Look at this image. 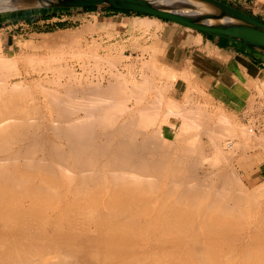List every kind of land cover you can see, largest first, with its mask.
I'll list each match as a JSON object with an SVG mask.
<instances>
[{"label":"bare ground","instance_id":"bare-ground-1","mask_svg":"<svg viewBox=\"0 0 264 264\" xmlns=\"http://www.w3.org/2000/svg\"><path fill=\"white\" fill-rule=\"evenodd\" d=\"M133 18L135 17L133 16ZM139 19L136 20L135 18L130 28L138 25L139 29L146 32L149 30V24L154 22V25L156 24L154 20V22H150L151 18L147 16ZM95 21V24L86 23L87 25L85 24L81 30L73 31L70 35L69 33L68 35L66 33L43 34V38L41 36L42 40L38 44L35 42V45L31 42L24 47L31 48L32 52L34 50L41 52L46 49V52H49L48 49H52L56 44L54 42L60 41L71 48L73 47L72 53L70 50L69 52L74 54L76 58L78 56L86 58L87 56V59L94 58L97 61H103L110 66V71L107 72L110 74L107 77L110 78L111 76L113 79L112 82L108 81L109 83L107 82L108 84L106 83L104 88L97 84L98 87H95V83L94 86L91 85L92 88L89 85L87 88L85 85V88H81L77 84L75 85L79 88H72L74 84L71 87H67V84L63 85V88H67L68 93L65 92L67 94L65 95L62 91L63 96L61 92L57 95L58 88L56 93L52 90L53 87L50 88L52 91L45 88L47 90L44 89L46 96L48 95L47 92L50 91L49 97L47 96L46 100L43 101L41 97L30 96L31 93L28 96L31 99L29 105L30 99L29 102L26 101L28 104L25 103V99L30 84H27V72L20 69L19 62L23 59L27 61L26 59L34 52L31 55L21 53L19 56H15L10 53L4 54L0 49V264H264V221H262L264 217L261 215L263 212L258 213L262 217L261 219L259 216L260 220H257L259 219L258 216H256L258 218L254 216V220L252 215L255 214H252L251 217L254 222L250 223L251 217L246 214L255 213L252 210L256 208V205L252 204L255 203L254 196L240 185L241 182L238 183V178L235 175L237 173L231 168H227L229 166L226 163L233 161L230 154L233 151H227L229 154L225 153L220 146V140L227 135L240 136V138L237 137L239 140L242 136L245 140L244 143H246L244 145L251 146V140L256 136H254V131L258 130L252 128V123V127H250L245 122V126H241L242 123H240L237 129L232 125L225 136V133L222 132L224 126L219 127L220 124L223 125V118H219L217 123L220 122V124L215 126L222 128L220 131L218 127L214 126L215 121L212 124H207L213 126H211L212 131H210L212 134L208 131L210 127H204H208V130L203 129L207 131L206 133L211 134V136L205 134V136L210 137L209 139L207 136L209 142H212L211 153L206 154L202 151V147L198 146L203 152V156L200 155L203 158H198L200 161H197L198 159L192 162L188 161L186 157L189 156L187 153L190 148L186 149L188 150L187 153L185 151L181 155L180 150H178V157H174L173 155L177 153L176 146L173 144L175 146L173 147L172 141H168L166 135L161 134L162 126L169 123L171 118L177 117L181 124L180 129H177L178 134H175V138L181 141L180 138H183L182 135L186 132L184 138L186 136L185 139H188L187 132L189 130L193 129L194 131L189 132L191 137V133H198L197 130L203 128L204 123L206 125L210 118L205 119L206 122L202 118H206L207 115L209 117V111L206 112L208 114L200 113L203 107L200 108V111L196 110L199 112L198 115L206 114L205 117L201 118L203 125L201 121L200 124L198 123L197 119L200 117L196 119L195 114L197 112L194 111L195 109L193 111L185 110L184 106L177 105L171 100V102L168 100L167 104H163V102L164 113L160 111L158 109L159 99L161 100L165 93L160 94L162 95L160 97L159 93L169 89L170 83L165 84L163 82V86L159 80L165 78L167 82L173 81L175 79V75L172 73L173 67L168 68L169 71L167 68H158L157 63L148 62V59L151 61V54L150 58L148 57L145 61L141 58L134 60V62L129 61V53L124 56L122 52L119 51L115 54L110 49L103 56L101 54L100 56L97 51L99 48L94 47V41V45H88L83 49L79 40L86 32H96L95 30L98 28L110 25L108 20L98 18ZM158 23L160 24L159 21ZM156 27L158 28V25ZM109 33L107 32V36ZM109 37L112 38V36ZM130 37L132 38V36ZM137 43H134L135 46H138ZM55 47L56 50L59 48L56 45ZM139 49L142 48L139 47ZM64 50L62 52L68 53ZM156 50L154 48V52ZM49 53L48 55L45 53L44 56H48L45 61L48 59L50 62L54 59L55 61L50 62L52 65L58 61H64L61 60V56L64 55L65 57V54L53 52L49 56ZM60 54L63 55L60 56ZM34 57L31 56L35 62L44 59V57L39 59ZM94 59L90 60L96 61ZM45 61L44 63H47ZM94 63L96 64V62ZM63 64L65 74L68 77L71 76L69 78H75L77 71L73 66H69L66 61ZM28 65L32 67L31 63ZM120 65L124 66V73L118 70ZM56 67L52 68H59ZM82 67L81 70L84 71L85 68ZM135 68L138 69L135 71ZM127 75L133 78L131 83L136 80V85L129 89L130 93L128 87L118 84L124 82L125 78H128ZM10 77L18 78L21 81L12 82ZM95 78L97 77L95 76ZM157 78H159L158 84L160 85L154 87L153 81H157ZM184 78L186 77L184 76ZM48 80L52 82V80ZM76 80L79 83L78 78ZM70 81L73 82L72 79ZM262 86L264 90V85ZM120 87L121 90H127V92L123 91V94H130L134 99L137 97V105L142 103L143 98H145L144 93L146 91L148 93L149 90L158 91L157 99L158 97L159 99L154 100V103H148L152 109L144 99L145 103L143 102V104L148 105L146 106L148 111L147 109L144 110L145 105L141 107V104L140 107L143 111L137 108L139 112L129 113L131 111H128L125 113L124 109L126 111L128 109L126 106L125 108L122 106L124 102L122 104L121 101L124 99L119 100L123 95L118 96L121 93ZM102 89L105 91L103 90V92ZM259 95L261 96L260 93ZM126 97H124L126 98L125 101L128 100L129 96ZM188 99L190 102V98ZM136 103H134V107ZM42 104L45 109L47 107L46 110L52 111L54 118L50 119L48 116V119L42 116L43 113L39 110L42 108ZM187 104L184 103L186 106ZM260 104L262 105V103ZM192 105L195 107L196 104ZM99 107L102 112L98 110ZM109 107L120 111L115 109L113 112L114 110L110 108L112 112H108L109 109H106ZM189 107L186 108L192 110V106ZM250 107L252 106H249L251 110ZM36 110L39 112L35 114L41 116L37 117L38 115L33 114ZM80 110L83 112L81 116L78 115ZM252 113L254 114V112ZM112 115H125L127 119L123 121L120 116L116 118L117 116L113 117ZM50 116L52 117V115ZM154 116H161L162 119L156 120L157 118ZM112 117L116 119L112 120ZM259 117L261 118V116ZM250 119L247 120L250 121ZM119 120L121 122H118ZM225 120L227 119L225 118ZM156 122L159 126L155 131H158L159 136L156 133H151L158 137V143L156 142L157 137L143 134L147 132L144 131L147 126ZM243 127H246L247 130H243ZM217 128L218 130H216ZM200 133L202 134L201 130ZM141 134V141H137L136 138ZM192 136L197 138L198 134ZM100 137H103L104 140H100ZM259 138H261L260 134ZM259 138L256 140L261 142ZM53 139L62 140L64 144L55 143L52 141ZM160 140L161 143L164 142L161 144ZM239 140L238 142L243 143L242 140ZM197 141L200 142L199 139ZM167 142L171 144H167ZM191 142L192 140L189 142V146ZM228 142L230 141L227 140V146L231 147ZM185 144L182 146L188 145V143ZM199 144L201 145V143ZM232 144L234 145V142ZM237 145L235 144V146ZM245 146L242 147L241 151L247 147ZM198 151L200 152V150ZM195 156L197 158V155ZM246 157L237 159L236 164L241 166L243 163V165L249 163ZM193 159H195L194 156ZM219 161H223L222 165L226 161L225 166L227 167H224L231 171L224 169L225 171L219 173L216 170L218 174L214 175V180L209 177L210 174H207L208 176L205 178L203 177L204 180L197 176L198 164L207 162L208 165L213 166L214 164L217 167L220 164ZM184 166L187 170L189 169V173L191 170L190 176L182 174ZM213 169L215 170L214 166ZM211 170L206 172L211 173ZM214 173L215 171L212 172V174ZM201 174L199 175L201 176ZM202 176L204 175L202 174ZM237 184L240 186L238 187L240 192L234 191L233 185L237 186ZM262 188H264V183L257 186L256 190L261 189L262 191ZM256 190L255 192H257ZM245 193L249 194L250 198ZM251 198H253V202L250 201ZM242 204L252 207L253 212L247 213L246 211L244 213L245 209ZM247 205L245 208L249 210Z\"/></svg>","mask_w":264,"mask_h":264},{"label":"crops","instance_id":"crops-1","mask_svg":"<svg viewBox=\"0 0 264 264\" xmlns=\"http://www.w3.org/2000/svg\"><path fill=\"white\" fill-rule=\"evenodd\" d=\"M219 1L231 7H234L237 10L264 23V0ZM76 10L77 9H40L31 14L30 17L27 18L26 22L38 23L41 18H44V14H48L49 17L62 16L66 14H74L76 13ZM101 10L113 13L112 15H109V13H105L106 17H99V19L101 20H108L110 22L109 26L115 25V28L110 27L108 31H106V33L110 32L109 34L111 36L114 37V35H116V37H118V39H115L109 43V45H113V50L121 51L120 49H122L123 55L127 56L129 53L128 57H131L133 61L141 58L145 61L146 59H148V57L150 58L151 54V61L150 59H148V62H153V64L157 63V67L159 65L158 68L161 67L162 69H170L173 67L172 73L175 75V79L173 81L167 82L165 78L164 80H159V78H157V81H155L157 83L153 81L154 84H158L159 80V83L161 82L160 84L162 85L164 84L163 82H165V84L170 83L168 87L169 89L165 91L163 99L159 100L161 102L158 105L159 108H161L163 104H167L170 100L175 102V104L177 103V105H180L182 107L184 106L183 108L185 110L193 111L195 109L194 111L197 112L196 110L200 111V108L203 107L204 109L201 108L202 110L200 113H206L209 111V116H214V114L217 116H225V118L229 120L230 124L232 123L231 125L227 124V127H225V130L227 131L232 125V127H237L238 125H240V123H242L243 126L245 122L247 125V123H250L253 120L254 124L257 126L256 130H258L255 133L256 136L259 137L260 134V136L262 135V138L264 139V121H262L264 120V118H262L264 117V90L262 89V85H264V55L262 53L247 49L223 39H219L209 35L207 36V34L200 33L198 31L189 29L173 22L164 21L158 18L154 19L155 17L150 16H147L151 18L150 22L156 21V24L154 25L155 22L149 24V30H147L146 32L139 29L138 25H135L136 27L130 28V25L133 24L135 18L137 20L139 18H144L145 16L138 17L133 13L126 14L130 12L125 13V11L119 13L116 11V13L104 8H101ZM43 11L47 12L42 13ZM133 16L135 18H133ZM92 18L93 17L90 14H85V17L80 20L85 21V24H88L89 20L92 21L93 24H95L96 19ZM157 20L160 22V24ZM122 24H124V26H122ZM157 25L158 28L156 27ZM116 30H119V32L115 33L114 31ZM106 33H103L102 35L105 36ZM145 34L146 36H144ZM123 36L124 38H121ZM130 36H132V38ZM133 37H135L134 40ZM134 41L136 43L138 41V46H135L136 44H134ZM150 45H152L155 50L156 47L157 50L161 48V51L158 50L157 54V50L156 52H154V48ZM128 46L130 48L132 46L134 47H132L133 49H130ZM135 47H138V49H136ZM139 47H141L142 49H139ZM150 48H152L153 51H150L152 50ZM146 49L150 50L144 51ZM138 50H141L142 52H139ZM184 76L186 78H184ZM259 93L261 94V96L259 95ZM187 97L190 98V102ZM157 100L158 99H156V101ZM258 101L262 103V105ZM150 102H152V100ZM185 102L186 104L189 102L187 106L184 105ZM192 104H196L195 107L199 108L196 109ZM259 105L260 107H257ZM163 106L162 108H165V106ZM189 106H192V110L187 109ZM249 106H252L250 107L252 108L251 110L249 109ZM252 112H254V114ZM198 113L199 112H197V114ZM257 114H260L259 116H261V118ZM212 118L210 117L211 120L207 118L208 120L206 125L213 123ZM248 118H251L250 121L247 120ZM173 120L171 121V126H165L163 128L164 135H166V137H169L171 132H173V127L177 128V125L179 126L181 124L180 121L177 122ZM262 147L264 148V144H262ZM263 148L259 147V149L250 154L251 157L247 156L246 159L248 158L249 164L242 165L241 169L239 170L241 176H243L244 178V182L251 187H257L264 183Z\"/></svg>","mask_w":264,"mask_h":264},{"label":"rangeland","instance_id":"rangeland-1","mask_svg":"<svg viewBox=\"0 0 264 264\" xmlns=\"http://www.w3.org/2000/svg\"><path fill=\"white\" fill-rule=\"evenodd\" d=\"M1 10H4L3 8H2V6H0V49H2V51L4 52V54H12V55H15V56H19L21 53L23 54L24 53V55L25 54H27V55H31L33 52V54L31 55L32 57H34V56H36V58H42V57H44V61H45V59H46V57L48 58V56H44V55H48V53L49 52H51V53H55L56 52V54L58 53H63V54H65V57H64V55L63 54H60V56L61 55H63V56H61L62 58H61V60L63 59L64 61H66L67 62V64L70 66L71 65V67L73 66V68L77 71V74L75 75V78H69V77H71V76H69L68 77V75L67 74H65V66H63L64 64V61L62 62V61H58L57 63H58V65H57V63L56 64H54V65H52V63H50L52 60H50V62H49V60L47 59V61H45V62H49L48 64L47 63H44V61L42 60H37L36 62H35V57L32 59L31 58V56L28 58V59H26L27 61H25L24 59L23 60H21L20 62H21V64H20V62H19V67H20V69L22 70V71H26L27 72V78H26V81H27V84H30V89H29V91H27L28 92V94H27V98L25 99V103H27L28 104V102H29V99L30 98H28V96L30 95V96H32L33 95V97L35 96V97H41V100H43L44 101V99L46 100V97L48 96L49 97V92L50 91H48L47 93H48V95L46 96V89L45 88H52V90L56 93V91H57V88H58V91H57V95H58V93H60L61 92V94H62V91H64L63 93H65V92H67L68 93V91H67V88H63L64 86L63 85H67V87H71V86H73V84H74V86L72 87V88H79V87H77L75 84H77V85H80L81 86V88H83L84 87V85H85V87L87 88V86L89 85L90 87H91V85H93L94 86V83H95V85L97 84V85H99V86H101V87H103L104 85H106V83L109 81V82H112V80L113 79H111L112 77L110 76V78H108L107 77V75L108 74H110V73H108L107 74V72H109L110 70V66L108 65V64H106V63H103V61H101V60H99V61H97L96 59H94V58H90V59H94V60H96V61H93V60H90V59H87V56H86V58H84V57H81V56H78V58H76V56H74V54H70V52H71V49H73V47L71 48L69 45H66V44H64L63 42L61 43L60 41H56V42H54V43H56L55 45L57 46V48L59 47H62V46H64V47H62V48H58L57 50H56V47H55V45L53 46V48L51 49H48V51L49 52H46L47 51V49L46 50H42L41 52L40 51H38V52H36L34 49V51L32 52V49L31 48H27V47H24L26 44H28V43H31L32 42V44H35V42H36V44H38L42 39H41V36L43 35V34H53V33H55V34H57V33H61V34H67L68 35V33H69V35L70 34H72L73 33V31L74 32H76L77 30H81L82 28H83V26L85 25V21H83V20H80V19H83V17H85V14H90L93 18L92 19H98L99 17L100 18H102V17H106L105 16V13H109V12H105L104 10H101V9H97V8H94V9H77L76 10V13H74V14H69V15H62V16H48V14H44V18H41L39 21H38V23H28V22H26V20H27V18H29L30 17V15L31 14H33V13H35L37 10H22V11H19V10H17V11H1ZM47 11H43L42 13H46ZM117 13V12H116ZM119 13V12H118ZM113 13H109V15H112ZM126 14H131V13H126ZM107 16H108V14H107ZM139 17V16H138ZM91 19V20H92ZM89 22V24H91L92 23V21H88ZM115 28V25H112V26H107V27H102V28H98L97 30H96V32H86V34H84L81 38H80V40H79V42L81 43V47L84 49V48H86L88 45H91V44H93V41L95 42L94 44L96 45H94V47H98L99 49L97 50L99 53V55L101 54L102 56H103V54L108 50V49H110V51H111V49H112V46L111 45H109V43L111 42V41H113V40H115V39H118V37H116V35H114V37L112 36V38L111 37H109V36H111L110 34H109V36H107V33H106V35L105 36H103L102 34L103 33H105L106 31H108V29L109 28ZM110 31V30H109ZM115 33H118L119 32V30H116V31H114ZM93 33V34H92ZM98 33V34H97ZM102 35V36H101ZM100 36V37H99ZM106 37H108V38H106ZM42 38H43V36H42ZM94 38V40H92ZM121 38H124V36L123 37H121ZM103 40V41H102ZM108 40V41H107ZM27 42V43H26ZM97 42V43H96ZM87 43V44H86ZM105 44V45H102V44ZM35 44V45H36ZM58 44H59V46H58ZM63 44V45H62ZM62 45V46H61ZM101 47H100V46ZM67 46V47H66ZM85 46V47H84ZM107 46V47H106ZM103 47H106V48H103ZM25 48V49H24ZM31 50V52H29L30 50ZM63 49H65L64 51H67L68 53H64V52H62L63 51ZM51 50V51H50ZM56 50V51H55ZM61 52H60V51ZM69 50H70V52H69ZM99 50H101V51H99ZM103 50V51H102ZM45 51V52H44ZM112 51L113 52H115V54H117V53H119V51H117V50H113L112 49ZM122 52V50L120 51V53ZM46 53V54H45ZM51 53H49V56H50V54ZM72 53V52H71ZM123 53V52H122ZM35 54V55H34ZM67 54V55H66ZM37 55H39V56H37ZM100 55V56H101ZM57 56V55H56ZM59 56V57H60ZM66 56H68V57H66ZM69 56H70V58H69ZM31 58V59H30ZM72 58V59H71ZM89 58V57H88ZM69 59V60H68ZM129 59V61H131V62H134L133 60H132V58L131 57H129L128 58ZM128 59H127V62H129L128 61ZM31 60H34V61H31ZM23 61V62H22ZM28 61H30V62H28ZM53 61H55L54 59H53ZM52 61V62H53ZM25 62H27L28 64H30L31 63V66L32 67H30V65H28V64H26ZM34 62V64H36V65H34V64H32ZM37 62H38V65H37ZM40 62V63H39ZM94 62H96V64L94 63ZM97 62H98V64H97ZM69 63H71V64H69ZM47 64V65H46ZM84 65L83 67H82V65ZM28 65V66H27ZM52 65V66H51ZM58 66V67H56V66ZM123 65H120V66H118L119 68H118V70L120 71V72H125V71H123L124 70V66L122 67ZM58 68V69H51L50 70V68ZM64 67V68H63ZM81 67L84 69V71L83 70H81ZM49 68V69H48ZM138 68H135L134 70L136 71ZM109 70V71H108ZM29 71V72H28ZM81 71V74H79V72ZM100 72V73H99ZM29 73V74H28ZM64 73V74H63ZM102 73H104V74H102ZM63 74V75H62ZM79 74V75H78ZM99 74V75H98ZM103 75V76H102ZM67 76V77H66ZM78 76V77H77ZM94 76V77H93ZM95 76L97 77V78H95ZM133 77H134V74L132 75ZM72 77H74V76H72ZM100 77V78H99ZM101 77H103L102 79H103V81L101 80ZM127 77L130 79H128V78H125V80H124V82H126V84H124V82H120V83H118L120 86L123 84L124 85V87H128V92L130 91L129 89H131L130 87H133V86H135L136 84H135V82H136V80H134V82H132L131 83V80L133 81V78L130 76V75H127ZM78 78V80H79V83H78V81L76 80ZM9 79H11L12 80V82H17V81H21L20 79H18V78H15V77H10ZM48 79H50V80H52V82H49V80ZM72 79V81L74 82H71L70 80ZM85 81H84V80ZM92 81H91V80ZM97 79V80H96ZM137 79V78H136ZM101 80V82H99ZM127 80H128V82H129V84H128V82H127ZM77 81V82H76ZM89 81V82H88ZM90 81H91V83H90ZM97 83H96V82ZM58 82V83H57ZM85 84H84V83ZM87 82V83H86ZM99 82V83H98ZM108 82V83H109ZM56 83V84H55ZM71 83V84H70ZM88 83H90V84H88ZM107 83V84H108ZM70 84V85H69ZM83 84V85H82ZM102 84V85H101ZM117 84V85H118ZM154 84V83H153ZM60 85H61V87H60ZM95 86V87H98V86ZM122 85V86H123ZM159 85L160 84H154L153 86L155 87V86H158L159 87ZM58 86V87H57ZM92 86V87H93ZM84 87V88H85ZM91 87V88H92ZM105 87V86H104ZM103 87V88H104ZM124 87H123V89H124ZM55 88V89H54ZM59 88H60V91H59ZM89 88V87H88ZM100 88V87H99ZM46 91H45V90ZM122 88L120 87V90H121ZM31 90V91H30ZM44 90V91H43ZM51 90V89H50ZM51 90V91H52ZM66 90V91H65ZM105 91V89H102V91ZM103 91V92H104ZM127 92V90H121L120 92V95H118V96H121V94H123L122 92ZM30 92V93H29ZM150 92V93H149ZM153 91H148V93H147V91H146V93H144V97L145 98H143V101H142V105H141V107H144V105L145 104H143V102L145 103V101L147 102L146 104H148V103H150L151 104V100H152V102L154 101V100H156L157 99V95H158V93L156 92V91H154L153 93H152ZM52 93V92H51ZM55 93H53V94H55ZM130 93V92H129ZM165 92H161V93H159V97L160 96H162V95H160V94H164ZM127 94V93H126ZM60 95V94H59ZM64 94H62V96H63ZM65 95H67L66 93H65ZM156 95V96H155ZM165 95V94H164ZM164 95L162 96V99H163V97H164ZM126 97V96H129L128 97V100L127 101H125V99L127 98H124V97ZM155 96V97H154ZM98 97V96H97ZM100 97V96H99ZM102 97V96H101ZM159 97H158V99H159ZM32 98V97H31ZM124 100H123V99ZM137 98V97H136ZM134 99V98H132V96H130V94L129 95H125V93L122 95V97H121V99H119L120 101L121 100H123V101H121L122 102V104H123V102H124V104L122 105L124 108H125V106L127 107V111H126V109H124V111H125V113H128V111H131V112H129V113H135L136 111H138L139 112V109H140V111H143V110H141V107H140V105H137L138 104V102H137V99ZM117 99V100H118ZM144 99H146L145 101H144ZM161 99V100H162ZM160 100V99H159ZM26 101H28V102H26ZM137 103H136V102ZM120 102V103H121ZM126 102V103H125ZM30 103H31V99H30V102H29V105H30ZM134 103H136L135 104V107H134ZM154 103V102H153ZM159 103H161V102H159ZM44 104V103H43ZM42 104V108L41 109H39L40 111H42V116L43 117H46V118H48L49 119V117H50V119L51 118H54V114L52 113V111H48V110H50V109H48V110H46L47 109V107H46V109H45V106ZM127 104V105H126ZM149 105V104H148ZM148 105H145V109L144 110H146L147 109V111H148V107H146V106H148ZM44 106V107H43ZM138 106V107H137ZM150 106V105H149ZM110 108L111 107H109V108H105L106 110H108L109 109V111L108 112H112V111H110ZM137 108H139L138 110H137ZM161 108H162V106H161ZM159 108L158 107V109H160V111H162L163 113H164V108ZM105 109H103L104 111H105ZM112 110H114L113 112H115V109L116 108H111ZM120 109V108H119ZM122 109V108H121ZM122 109V110H123ZM151 109V108H150ZM149 109V110H150ZM157 109V110H158ZM39 110H36L35 112H33V114H35V113H37V112H39ZM100 112H102L101 111V108L99 107V109H98ZM156 110V111H157ZM98 111V112H99ZM103 111V112H104ZM116 111H120V110H118V109H116ZM135 111V112H134ZM159 111V110H158ZM48 112H49V114H48ZM146 112V111H145ZM125 113H123V114H125ZM83 114V112H82V110H80V113L78 114V115H82ZM122 114V115H123ZM36 115H38V114H35V116ZM50 115H52V117L50 116ZM126 115V114H125ZM121 116V115H118V116H120L121 117V120H126L127 119V117L126 116ZM197 117H196V119L198 118V117H200V119L198 118L197 120H198V123L200 124V121H201V118L204 116L205 117V115L204 114H195ZM202 115V116H201ZM39 116H41L40 114L37 116V117H39ZM49 116V117H48ZM113 117H115V116H117V115H112ZM118 116L116 117V118H118ZM138 116V115H137ZM146 116V115H145ZM144 116V117H145ZM112 117V120L114 119H116V118H113ZM120 117H119V119H120ZM155 118H157L156 120H159L160 121V119H162V117L161 116H154ZM210 117H213V122L215 123L214 124V126L215 125H218V124H220V122H218L217 123V120L219 119V118H223V125H219V127H222V126H224V128H223V133H225V136L227 135V133H228V131L230 130V128H231V126L229 127V130L227 131V130H225V127H227V124L228 125H230V122H229V120L227 121V120H225V116H223V115H220V116H217V115H214V116H209V117H207L206 116V118H202V119H207V118H210ZM124 118V119H123ZM174 119V120H173ZM171 120H173V121H177V122H179L180 121V119L179 118H177V117H175V118H171L170 119V122L169 123H167V124H165V126H171ZM118 122H121L120 120L118 121ZM202 122L203 121H201V124H202ZM204 122H206V120L204 121ZM217 123V124H216ZM251 123H252V125H253V127H252V125H251ZM203 125V124H202ZM204 125H205V123H204ZM202 126L203 128H201L200 130H201V132H202V134L200 133V130H197V132L198 133H193L194 134V136H195V134H196V136H197V134H198V136H200V137H198L197 136V138H195V140H193L194 138H193V134L191 133V137L189 136V132L191 131H193V129H191V130H189V132H187V138L189 139H185L186 138V136H185V138H184V135H186V132H185V134H183L182 135V137L184 138V140L182 141V139L183 138H180V140L181 141H179V140H177V138H175V134H178V130L180 129V125L178 126L177 125V128L176 127H173V132H171V134H170V136L169 137H167V139H168V141H172L171 143L170 142H167V144L168 143H170L173 147H175L176 146V152L177 153H175L173 156L174 157H178V155H179V151L178 150H180V155L181 154H183V153H185V151H186V153H187V151L188 150H186V149H189L190 151L192 150V151H195V152H193L192 153V151L190 152V151H188V157H186L187 159H188V161L190 162H192V161H196V159H198V158H203L202 156V154H203V152H205L206 154H208V153H211L212 151V149L213 148H211V147H213L212 146V142L210 143L209 142V139H210V137L209 136H211V132L210 131H212L211 130V128L213 127L212 125V127L211 126H208V127H210V130H208L207 128H204V127H206L207 125H205V126ZM254 122L253 121H251L250 123H248V126H250V127H252V128H254V130H256L255 128L257 127L256 125H255V127H254ZM159 126V124H158V122H156L155 124H151L150 126H147V129L146 130H144V131H147V132H145V133H143V134H145V135H152V137H157L156 135H158L159 136V134H157V132L158 131H155V129H157V127ZM165 126H162L163 128L165 127ZM242 126V125H241ZM200 127H201V125H200ZM199 127V128H200ZM215 127H218V126H215ZM218 127V128H219ZM163 128H162V131H161V134H164V131H163ZM195 128V127H194ZM218 128L216 129V130H218ZM234 128H236L237 129V127H234ZM244 128V127H243ZM249 128V127H248ZM178 129V130H177ZM198 129V128H197ZM203 129H206V130H208L211 134H209V133H206L207 131H205V130H203ZM222 128H219V131L221 130ZM195 130V129H194ZM243 130H247L246 129V127L243 129ZM196 131V130H195ZM205 131V132H204ZM155 134L156 133V135H154L153 136V134ZM194 132V131H193ZM255 133H256V131H254ZM205 134H209V136H208V138H207V136H205ZM256 134H254V136H255ZM228 136H230V135H227L226 137H223L222 138V140H220V146H221V148L223 149V151H225V153H228V152H231V151H233L232 153H234V154H232V153H230L231 155H232V158L233 159H231V160H233L231 163L230 162H227L226 164H227V166H229V167H227V166H225V162H224V165H222V162L223 161H219L220 162V164H219V166L217 165V163H216V165H217V167L213 164V166H214V168H215V170L213 169V166H211L210 164L208 165L207 164V162H203V164H198V166H197V168H196V170L198 171V172H196L197 173V176L200 178V179H202V180H204V178L205 177H207L208 175L207 174H212V172H214L215 171V173L214 174H212V176H213V178H212V176H210L209 175V177H211V179H215V176L218 174V172L220 173V171H225L224 169H226L227 171H234L235 173H237V174H235L234 172V174L236 175V177L238 178V180L237 181H239L238 183H240V185L249 193H252L251 195H253L254 196V199L253 198H251L250 199V201L253 199V200H255V203L253 202V200H252V204H255L256 206V208L258 209H256L255 207V209H252L253 211H255V213L251 210V208L247 205V209H249V210H246V208H245V206L246 205H244V204H242L243 206H244V213L247 211V213L248 212H253V213H251V214H246L247 216L248 215H250V217H251V215L252 214H255V215H252V217H253V219L255 220V218H258L259 216L261 217V215H262V217H264L263 215H264V188H262V191H261V189L260 190H256V187H251V186H249L248 184H246L245 182H244V178H243V176H241V173H240V169H241V166L244 164H241V166H238L237 164H236V160L237 159H239V158H241V157H246V156H250L251 157V155L250 154H252V152H254V151H256L257 149H259V147L260 148H262L261 146H262V144H264V139L262 138V136H260L261 138H259V137H257V136H255L254 138H253V140H251V146H248V145H244V144H246V143H244V138H242V136H241V139L240 140H242V142L243 143H241V142H238V140L239 139H237V137L238 136H235L234 137V135L233 136H230V137H228ZM142 137V134H141V136H139L138 135V137L136 138L137 139V141H141V138ZM176 137H178L177 135H176ZM190 137V138H189ZM202 137H204V138H202ZM228 137V138H227ZM234 137V138H233ZM141 138V139H140ZM233 138V139H232ZM238 138H240V136L238 137ZM257 138H259V140H261V145H260V143L258 142V140H256ZM104 140V138L103 137H100V140ZM154 139H156V138H154ZM159 139H161V138H159ZM200 140V142L199 141H197V140ZM232 139V140H231ZM235 139V141H233ZM185 140H188L189 142L192 140V142L190 143V146H189V142L187 141H185ZM225 140V141H224ZM227 140L228 141H230V142H228L229 144H230V146L231 147H236L237 149H235L234 147L233 148H231V147H228L227 146ZM237 140V141H236ZM239 140V141H240ZM53 142H55V143H60V144H64V141L62 142V140H57L56 141V139H53L52 140ZM180 143H179V142ZM195 141H197V142H195ZM211 141V140H210ZM156 142L158 143L159 142V140H158V137H157V140H156ZM164 141H162V143H163ZM234 142V145L232 144ZM235 142H237V143H235ZM160 143H161V140H160ZM161 143V144H162ZM178 143V144H177ZM185 143H188V145L186 146V147H183V146H185L186 144ZM195 143H196V146H197V148H195L196 146H195ZM199 143H201V145L198 144ZM226 144L225 146H224V144ZM240 143H241V145H240ZM253 143H254V145H253ZM173 144H175V146L173 145ZM181 144V145H180ZM183 144H185V145H183ZM193 144H194V148H193ZM235 144L237 145V146H245L244 148V150H242L243 151V153H242V151H241V149H242V147H237V146H235ZM178 145V146H177ZM183 145V146H182ZM191 145H192V147H191ZM223 145V146H222ZM198 146H201L202 147V149L200 148V147H198ZM253 147V148H252ZM177 148H179V149H177ZM185 149L184 150V152H182L183 151V149ZM192 148V149H191ZM199 148V149H198ZM229 150H228V149ZM182 149V150H181ZM194 149V150H193ZM200 150V152L198 151V150ZM233 149V150H232ZM203 152H202V151ZM231 150V151H230ZM239 150H240V152H239ZM228 151V152H227ZM236 151V152H235ZM182 152V153H181ZM189 153H191L192 155H190ZM195 153V154H194ZM199 154V156H198V154ZM237 153H238V155H237ZM263 153H264V148H263ZM176 154H177V156H176ZM194 154V155H193ZM229 154V153H228ZM195 155H197V158H196V156ZM200 155H202V156H200ZM205 155V154H204ZM193 156H194V158L195 159H193ZM234 156V157H233ZM192 158V159H191ZM200 159H198L197 161H200ZM188 162V163H189ZM228 163H230V164H228ZM247 164H249V163H247ZM208 165V166H207ZM201 166V167H200ZM227 167V168H231V170H229V169H227V168H221V169H223V170H221L219 167ZM234 167V168H233ZM211 168H212V170H211ZM233 168V169H232ZM183 169H185V170H183ZM182 169V174H184V175H189L190 176V174H191V170H190V173H189V169L187 170V168H185V166H184V168ZM211 170L210 172L211 173H208V172H206V171H208V170ZM220 169V170H219ZM200 170H202L201 172H200ZM214 170V171H213ZM216 170L218 171V172H216ZM200 172V173H199ZM204 172H206V173H204ZM203 174L204 176H202V174H201V176L199 175V174ZM216 174V175H215ZM215 175V176H214ZM232 175V174H231ZM202 177V178H201ZM204 177V178H203ZM235 177V178H236ZM240 177V178H239ZM240 179V180H239ZM236 181V182H237ZM233 187H235V189H237V190H235L234 188V191H236V192H240V191H238V189H240V188H238V187H240V186H238V184H237V186H234L233 185ZM245 190H243L244 192H245ZM255 190L257 191V192H255ZM259 191V192H258ZM261 191V192H260ZM241 193H243V192H241ZM249 193V194H250ZM246 194V193H245ZM249 194H246L247 196L249 195ZM249 198H250V195L248 196ZM241 205V207H243ZM250 205V204H249ZM249 207V208H248ZM243 209V208H242ZM241 209V210H242ZM243 211V210H242ZM263 212V213H262ZM261 214V215H259V214ZM258 214V215H257ZM254 216H255V218H254ZM256 216H258V217H256ZM252 217L250 218V220H251V222L250 223H253L254 222V220H252ZM260 217H259V219H257V220H260ZM262 217H261V219H262ZM262 221H264V218L262 219Z\"/></svg>","mask_w":264,"mask_h":264},{"label":"water","instance_id":"water-1","mask_svg":"<svg viewBox=\"0 0 264 264\" xmlns=\"http://www.w3.org/2000/svg\"><path fill=\"white\" fill-rule=\"evenodd\" d=\"M1 11L110 9L138 13L229 41L264 55V23L219 0H0Z\"/></svg>","mask_w":264,"mask_h":264},{"label":"trees","instance_id":"trees-1","mask_svg":"<svg viewBox=\"0 0 264 264\" xmlns=\"http://www.w3.org/2000/svg\"><path fill=\"white\" fill-rule=\"evenodd\" d=\"M107 10L116 12L115 10H110V9H107ZM117 12H123V11H117ZM125 13H126V12H125ZM133 14H134L135 16H139V17H143V16H145V15L138 14V13H133Z\"/></svg>","mask_w":264,"mask_h":264}]
</instances>
